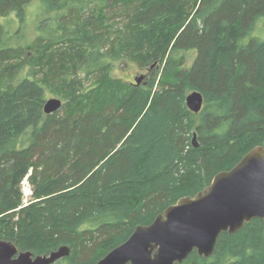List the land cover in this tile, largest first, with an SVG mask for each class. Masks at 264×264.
<instances>
[{"label": "trees", "instance_id": "1", "mask_svg": "<svg viewBox=\"0 0 264 264\" xmlns=\"http://www.w3.org/2000/svg\"><path fill=\"white\" fill-rule=\"evenodd\" d=\"M31 2L32 45L0 23V239L19 251L95 264L264 147V0H0V17L22 24ZM123 60L139 83L112 74ZM175 264H264V220Z\"/></svg>", "mask_w": 264, "mask_h": 264}, {"label": "water", "instance_id": "2", "mask_svg": "<svg viewBox=\"0 0 264 264\" xmlns=\"http://www.w3.org/2000/svg\"><path fill=\"white\" fill-rule=\"evenodd\" d=\"M143 76H136L135 83ZM185 102L191 111L198 112L203 96L193 90ZM60 106L59 98L50 97L44 103V111L50 113ZM254 217L264 220L261 145L251 148L230 169L216 173L203 190L179 198L151 223L137 225L124 242L95 264H175L193 250L209 257L221 232L233 233ZM68 254L69 248L61 246L47 254L34 255L31 251H18L13 242L0 239V264H53Z\"/></svg>", "mask_w": 264, "mask_h": 264}, {"label": "rangeland", "instance_id": "3", "mask_svg": "<svg viewBox=\"0 0 264 264\" xmlns=\"http://www.w3.org/2000/svg\"><path fill=\"white\" fill-rule=\"evenodd\" d=\"M34 2H31L28 6H26V19L22 24L17 25V23L13 20L9 22V19H6L4 17H0V23L5 24L7 28H9V31L11 32L12 36L10 38V41L12 44H20L21 46L23 45L24 47H28L33 44L34 42V37H35V25L38 21V17L35 14L36 7L33 4ZM41 12L43 13V10L41 9ZM39 15H44L40 14V10L38 9ZM3 24V25H4ZM17 29V30H16ZM17 31V32H14ZM27 53L32 55V50L27 49ZM152 67V66H151ZM112 74L114 76H119L123 77L124 79H128L130 81H134L136 76L141 75H146L147 74V69L146 68H139L137 65L132 64L131 62L128 61H117L115 68L112 71ZM143 76V78H144ZM142 78V79H143ZM22 192L24 193V201L28 202L30 199L31 195V189L28 184L22 183Z\"/></svg>", "mask_w": 264, "mask_h": 264}, {"label": "built area", "instance_id": "4", "mask_svg": "<svg viewBox=\"0 0 264 264\" xmlns=\"http://www.w3.org/2000/svg\"><path fill=\"white\" fill-rule=\"evenodd\" d=\"M26 182H27V180H26V179H24V180H23V183H26Z\"/></svg>", "mask_w": 264, "mask_h": 264}, {"label": "bare ground", "instance_id": "5", "mask_svg": "<svg viewBox=\"0 0 264 264\" xmlns=\"http://www.w3.org/2000/svg\"><path fill=\"white\" fill-rule=\"evenodd\" d=\"M186 106H187V105H186ZM18 251H19V250H18ZM97 261H98V260H97ZM97 261H96V262H97Z\"/></svg>", "mask_w": 264, "mask_h": 264}]
</instances>
